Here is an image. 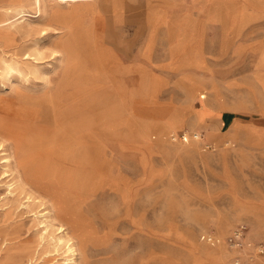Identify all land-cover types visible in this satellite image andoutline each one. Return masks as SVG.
I'll use <instances>...</instances> for the list:
<instances>
[{"label": "rangeland", "instance_id": "1", "mask_svg": "<svg viewBox=\"0 0 264 264\" xmlns=\"http://www.w3.org/2000/svg\"><path fill=\"white\" fill-rule=\"evenodd\" d=\"M34 27L15 44L73 47L80 36L83 54L94 53L98 62L84 69L71 58L59 64L49 48L38 61L65 93L79 92L70 103L94 98L114 133L103 140L112 155L96 169L79 167V156L58 182L76 196L92 238L77 264H264V0H80L55 4ZM11 81L0 76L10 127L30 114L15 89L24 82ZM59 88H49L52 99ZM175 114L180 131L161 135ZM1 155L0 264H64L63 249L35 241L44 205L6 210L13 194ZM79 179L90 196L77 194ZM239 225L245 236L234 248L228 237ZM210 231L216 243L203 238Z\"/></svg>", "mask_w": 264, "mask_h": 264}, {"label": "bare ground", "instance_id": "2", "mask_svg": "<svg viewBox=\"0 0 264 264\" xmlns=\"http://www.w3.org/2000/svg\"><path fill=\"white\" fill-rule=\"evenodd\" d=\"M31 1L35 8L34 11L25 8V5ZM74 1L80 0H49L48 4L42 3V0H0V76L10 85L13 84L11 81L13 76L20 82H24V86L18 84L15 89L18 95L29 98L22 111L23 114L30 113L28 118H25L28 122L11 127L0 117V152L2 161L5 162L2 165L3 173L7 172L10 176L6 182L8 191L13 194L11 198H6L4 204H8L6 210H12L19 205H25L33 210L36 205H44L45 210L41 214L45 218L41 219L38 215L36 216V222L43 223L44 227H38L35 230V241L40 243L43 240L49 248L54 250L63 249L66 252L63 259L64 264H77L78 251L81 258H84L86 243L92 238L76 196L69 189L58 186L64 172L63 165L67 162H78L80 156L79 167L96 169L101 157L112 155L111 149L106 147L103 140L113 137L114 133H112V124L107 121L106 115L97 113L94 98L85 103H70L71 98L76 99L79 92L65 93L63 85L58 87L60 86L59 81L53 82L49 75V67H43L38 61L43 48H49L52 52L59 53V64L64 65L70 58L73 66L80 69H84L89 63L96 64L92 51L83 54L80 36H77L73 47L67 45L59 47L56 43L51 45V43L38 39L33 44L23 47V45L15 44V41L18 33L19 36L25 37L35 28V24L46 23L55 4ZM16 15L18 16L15 17ZM16 22H21V25L18 27ZM25 47L26 49H23ZM175 52L174 47L172 54ZM21 73L33 78L31 82L26 84ZM36 79L42 80V87L35 84ZM2 84L3 87L6 86L5 82ZM22 87L26 88L27 93L22 92ZM54 87L59 88V95L52 99L49 88ZM85 109L91 113L88 115ZM40 112H49L48 119L41 116ZM179 118L180 116L176 114L171 115L172 121L159 126L158 131L161 135L178 133L180 124L176 121ZM24 130L27 134L21 136L19 133ZM182 133L187 136L186 131ZM196 134L200 139V133ZM143 135L147 136V130L143 131ZM51 151L53 154L50 153ZM97 172L95 176L98 175L100 178V172ZM84 173V178H89V174ZM82 181L83 179L79 183ZM85 184L83 181L78 186L76 190L78 195L88 194L90 196L92 194L91 188L90 192V189L84 190ZM42 190L46 191L48 196L44 195ZM24 198H26L25 201Z\"/></svg>", "mask_w": 264, "mask_h": 264}, {"label": "built area", "instance_id": "3", "mask_svg": "<svg viewBox=\"0 0 264 264\" xmlns=\"http://www.w3.org/2000/svg\"><path fill=\"white\" fill-rule=\"evenodd\" d=\"M184 139H188L183 135L182 136ZM191 137L193 138H198L197 134H191ZM245 236V226L244 225H239L237 227H235V229L232 231V233L229 235L228 237V241L230 242V245L233 246L234 248H237L240 246V244L243 242ZM203 238L210 243H216L218 241L217 235L215 233H213L212 231L210 232H206L203 236ZM258 252H264V246L260 245L258 248Z\"/></svg>", "mask_w": 264, "mask_h": 264}, {"label": "clouds", "instance_id": "4", "mask_svg": "<svg viewBox=\"0 0 264 264\" xmlns=\"http://www.w3.org/2000/svg\"><path fill=\"white\" fill-rule=\"evenodd\" d=\"M20 75H21V76H22V78L25 80V83H28V82L30 81V79H31V77H30V76H24V74H23V73H21ZM0 86H3V84H2V83H0Z\"/></svg>", "mask_w": 264, "mask_h": 264}, {"label": "crops", "instance_id": "5", "mask_svg": "<svg viewBox=\"0 0 264 264\" xmlns=\"http://www.w3.org/2000/svg\"><path fill=\"white\" fill-rule=\"evenodd\" d=\"M95 62L97 63L98 61H96V57H95Z\"/></svg>", "mask_w": 264, "mask_h": 264}]
</instances>
